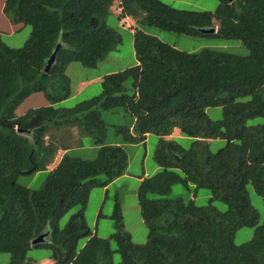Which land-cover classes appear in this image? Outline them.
<instances>
[{
    "label": "trees",
    "instance_id": "1",
    "mask_svg": "<svg viewBox=\"0 0 264 264\" xmlns=\"http://www.w3.org/2000/svg\"><path fill=\"white\" fill-rule=\"evenodd\" d=\"M115 1L4 0L8 21L31 32L20 48L6 45L0 34V254H9L7 264H37L40 258H26L31 249L47 250L40 261L52 264H116L115 254L117 264H264V219L258 224L248 191L264 205V124L247 125L264 118V0H217L213 12L180 10L160 0H120L119 21L130 17L139 26L177 35L238 40L248 54L207 48L188 53L135 29L137 64L105 75L100 95L56 108L72 95L68 66L95 68L121 43L107 23ZM215 22L216 33L199 32ZM57 45L55 62L45 72ZM37 93L48 105L18 116L20 105ZM243 98L249 100L238 101ZM216 107L222 118L212 120L207 109ZM119 108L131 118L113 130L123 142L158 138L154 160L160 170L143 178L137 190L147 228L144 244L133 243L124 231L117 201L109 238L91 232L84 220L91 190L106 188L128 166L121 145L105 144L109 127L102 114ZM63 129L91 137L98 146L95 159L69 155L57 136L69 139ZM174 131L192 140L191 146L166 139ZM217 140L225 144L213 152L210 143ZM59 149L67 152L40 189L17 184L20 176L48 171ZM175 184L194 197L207 189L208 203L167 198ZM74 207L79 211L60 228ZM253 227L252 238L236 245V231ZM45 234L43 243L32 244Z\"/></svg>",
    "mask_w": 264,
    "mask_h": 264
},
{
    "label": "rangeland",
    "instance_id": "2",
    "mask_svg": "<svg viewBox=\"0 0 264 264\" xmlns=\"http://www.w3.org/2000/svg\"><path fill=\"white\" fill-rule=\"evenodd\" d=\"M161 2L171 5L180 10L190 11H209L213 12L217 5V0H160ZM4 0H0V33L2 41L12 48H20L24 45L30 36L31 28L22 24H11L7 17L3 14ZM111 15L107 19L110 27L118 30L121 36V43L107 55L95 68H88L79 63H73L68 66L66 73L71 82L72 95L67 100L55 105L58 109L71 108L77 103L98 96L101 93V82L99 78L105 75L116 73L136 65V59L133 49V30L128 26L131 22L126 21V26H123L119 20L115 9H111ZM216 23V22H215ZM139 30L145 31L147 34L155 36L160 41L173 46L179 51L188 53H197L202 49H213L233 53L239 56H247L248 50L245 45L238 40L219 39L207 36L190 37L185 35H177L175 33L161 31L150 26L135 25ZM134 28V30L136 29ZM99 77V78H98ZM128 95L132 94V89L127 91ZM249 98L238 100L246 102ZM48 103L41 93L33 94L26 99L16 111L18 116L23 115L30 109H37L47 106ZM222 108H208L207 114L212 120L222 118ZM103 121L107 125L108 132L105 140L107 145H121L128 156V166L125 174L117 178L106 188L96 187L90 192L85 210L84 220L91 232L96 233L98 237L107 239L115 232V224L112 219L116 201L121 206L123 229L129 233L132 242L135 244H144L147 240V228L142 221L140 209L137 199V190L140 185L141 177H151L156 174L160 168L154 160L155 150L158 145V138L154 135L147 136L143 143L128 144L122 141L121 136H116L113 130L117 127H123L131 123L130 116L122 110V108L105 111L102 114ZM264 124V118H256L247 122L248 126ZM63 133L68 132L67 139L63 134H57L58 139L66 145L69 150V155L83 160H93L96 157L98 146L93 143V139L87 135L79 138L76 129L61 130ZM73 136V139L72 137ZM176 142L182 145L185 149L189 148L192 140L186 138H175ZM225 142L217 140L210 143V149L215 152L220 147H223ZM64 152H57V158L61 157ZM49 171L38 172L33 175L20 176L17 179L19 186L27 187L31 190H38L42 187ZM249 199L252 207L258 212V224H261L264 219V205L262 198L258 196L254 190L249 187ZM194 197V192L186 191L181 184H175L172 187L169 199L181 198L184 201L195 200L199 206H204L208 203L209 192L207 189H200ZM216 206L220 210L225 209V205L217 203ZM79 207H74L59 221V227L63 228L68 222L70 216L79 211ZM99 213L101 214L98 217ZM254 233L253 228H240L235 233L234 242L236 245L243 244L250 240ZM83 241L80 242V246ZM49 252L45 249H31L27 252V259H39L48 257ZM119 256L114 255V262H119ZM9 262V254H0V264Z\"/></svg>",
    "mask_w": 264,
    "mask_h": 264
},
{
    "label": "clouds",
    "instance_id": "3",
    "mask_svg": "<svg viewBox=\"0 0 264 264\" xmlns=\"http://www.w3.org/2000/svg\"><path fill=\"white\" fill-rule=\"evenodd\" d=\"M116 2H117V0L115 1L113 7L115 6ZM119 3H120V0H119ZM2 9H3V8H2ZM120 10H121V9H120ZM117 17H118V16H117ZM126 18L131 19L130 17H125V18H123V19H126ZM123 19H121L119 22H120L123 26H126V21L123 20ZM131 20L134 21L133 19H131ZM135 25H137V24H136V22L134 21V25L131 24V25L128 26V28L131 29V30H133V32H134V28H136V27H134ZM214 25H215V26H214L213 28H210V29H214V30H215L214 33H216V31H217V29H218V24H217V23H214ZM136 29H137V28H136ZM200 30H202V29H200ZM200 30H199V32H200ZM204 30H209V29H204ZM200 33H201V32H200ZM0 34H1V33H0ZM201 34H202V33H201ZM210 34H211V33H210ZM204 35H208V34H204ZM101 80H102V79H101ZM100 82H101V81H100ZM174 138L179 139V138H182V137H180L178 131H174V133H173L170 137H166V139H168V140H170V139L173 140ZM144 142H145V141H144ZM66 145H68V144H66ZM59 151L64 152L63 155L67 152V151L62 150V149H59L58 152H59ZM63 155H62L61 157L57 158V154H56V156H55L53 162L47 167V170H48V171H51L52 169H54V168L56 167V165L59 163V161L61 160V158L63 157ZM174 155H175V154H174ZM143 178H144V176L141 177V181L143 180ZM147 178H148V177H147ZM141 181H140V182H141ZM43 242H44V240H43ZM43 242H42V243H43ZM37 264H52V263H50V262H46V261H40V262H38Z\"/></svg>",
    "mask_w": 264,
    "mask_h": 264
},
{
    "label": "water",
    "instance_id": "4",
    "mask_svg": "<svg viewBox=\"0 0 264 264\" xmlns=\"http://www.w3.org/2000/svg\"><path fill=\"white\" fill-rule=\"evenodd\" d=\"M229 2H232L234 0H228ZM214 29H209V30H200V32L202 34H210V33H214ZM60 45H57V47L55 48L54 52L52 53V55L50 56L49 60L47 61V64H46V67H45V72H48L49 69L52 67V65L54 64L55 62V58H56V53H57V50L59 48ZM171 157H173L176 161H179V157L177 155H174V154H170ZM46 236L45 235H40L39 237H37L35 240H33L32 244L33 245H36V244H39V243H42L43 240H44V237Z\"/></svg>",
    "mask_w": 264,
    "mask_h": 264
},
{
    "label": "crops",
    "instance_id": "5",
    "mask_svg": "<svg viewBox=\"0 0 264 264\" xmlns=\"http://www.w3.org/2000/svg\"><path fill=\"white\" fill-rule=\"evenodd\" d=\"M111 9H115V13H116L117 15L120 14L121 10H120V8H119V0H117L115 6L112 7ZM123 20H125V21H129V22H131V24L134 25V21H132V20L129 19V18H126V19H123ZM98 78H99V77H98ZM99 79H100V81H101V78H99Z\"/></svg>",
    "mask_w": 264,
    "mask_h": 264
}]
</instances>
